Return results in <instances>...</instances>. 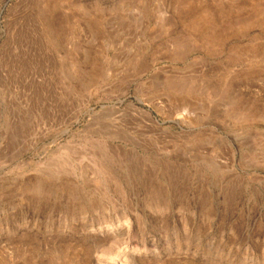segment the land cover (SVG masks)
Listing matches in <instances>:
<instances>
[{"label": "rangeland", "instance_id": "374dc122", "mask_svg": "<svg viewBox=\"0 0 264 264\" xmlns=\"http://www.w3.org/2000/svg\"><path fill=\"white\" fill-rule=\"evenodd\" d=\"M0 264H264V0H0Z\"/></svg>", "mask_w": 264, "mask_h": 264}]
</instances>
